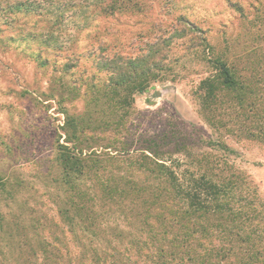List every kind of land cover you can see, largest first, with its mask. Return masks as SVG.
Instances as JSON below:
<instances>
[{"label":"rangeland","instance_id":"obj_1","mask_svg":"<svg viewBox=\"0 0 264 264\" xmlns=\"http://www.w3.org/2000/svg\"><path fill=\"white\" fill-rule=\"evenodd\" d=\"M132 2L138 7L106 16L96 14L92 5L64 10L54 27L61 49L47 48L45 66L36 58L42 46L32 37L51 16L38 20L23 9L0 21V175L20 190L10 202L13 210L36 220L29 235L46 238L48 248L66 259L68 252L77 257L79 249L59 216L65 185L55 147L65 137L64 110L79 114L101 107L86 87L106 77L96 66L100 52L135 55L150 42L172 37L163 47L170 68L164 79L134 95L126 133H94L89 148L113 154L119 142L133 150L157 138L161 149H178L174 157L184 159L181 169L194 162L191 155L206 154L218 164L214 171L238 176L243 192L251 187L264 202V0ZM85 10L89 18L82 27ZM217 59L251 93L241 105L233 94L224 95L219 110L223 125L213 127L201 111L198 85L214 73Z\"/></svg>","mask_w":264,"mask_h":264},{"label":"trees","instance_id":"obj_2","mask_svg":"<svg viewBox=\"0 0 264 264\" xmlns=\"http://www.w3.org/2000/svg\"><path fill=\"white\" fill-rule=\"evenodd\" d=\"M91 5L96 14L105 16L138 7L132 0H91L84 5L67 0H0V21L13 19L23 9L38 20L51 16L32 37L42 46L36 58L45 66L47 48L61 49L54 27L64 10ZM82 12L85 27L89 14ZM171 38L150 42L135 55L98 53L96 66L106 77L86 87L101 107L79 114L64 110L65 137L55 147L60 183L65 185L58 211L79 255L68 252L63 258L48 248L46 238L29 235L31 221L36 220L13 210L10 202L16 201L20 190L0 175V264H264V202L256 199L251 187L243 192L238 176L214 171L218 164L206 154L188 152L194 162L181 169L184 159L174 157L178 149H161L157 138H148L133 150L119 142L113 154L89 148L94 133L108 129L113 136L126 133L134 95L164 79L170 68L163 47ZM213 69L200 80L198 98L203 116L216 127L223 125L222 97L233 94L241 105L251 92L225 61L217 59Z\"/></svg>","mask_w":264,"mask_h":264}]
</instances>
